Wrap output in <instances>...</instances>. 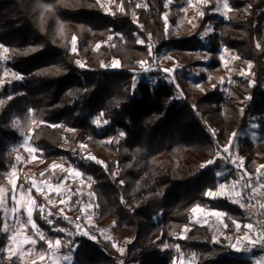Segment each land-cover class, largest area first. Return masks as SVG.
I'll use <instances>...</instances> for the list:
<instances>
[{
    "label": "trees",
    "instance_id": "1",
    "mask_svg": "<svg viewBox=\"0 0 264 264\" xmlns=\"http://www.w3.org/2000/svg\"><path fill=\"white\" fill-rule=\"evenodd\" d=\"M100 1L0 0V186L19 131L30 132L45 173L39 177L34 164L29 171L58 184L66 172L49 165L72 167L92 180L95 204L91 237L78 235L56 208L50 223L42 195L30 189L33 220L46 237L38 250L60 239L69 241L61 250L74 264H172L178 246L196 264H252L226 239L216 242L207 225L193 224L191 214L195 207L224 212L227 237L248 222L243 205L209 193L234 178L232 151L245 177L256 175L263 152L241 136L252 118L264 135V0H228L226 18L208 0L194 34L182 39L167 31L169 0H111L110 11ZM208 25L212 67L225 48L247 74L234 75L225 91L196 94L184 75L173 83L151 71L165 49H195ZM113 62L118 67L108 68ZM97 117L101 128L92 122ZM78 210L74 195L69 214ZM3 222L0 210V264H22L2 252Z\"/></svg>",
    "mask_w": 264,
    "mask_h": 264
},
{
    "label": "rangeland",
    "instance_id": "2",
    "mask_svg": "<svg viewBox=\"0 0 264 264\" xmlns=\"http://www.w3.org/2000/svg\"><path fill=\"white\" fill-rule=\"evenodd\" d=\"M207 1L169 0L165 15L169 34L175 39L193 35L202 13V7ZM214 3L213 12L218 17L226 18L231 14L232 11L227 4H224V0H214ZM100 4L105 11H110L113 3L111 0H101ZM139 5L135 0V6ZM206 32L207 34H205ZM211 34L212 27L208 25L207 29L199 35L200 43H197L193 50L179 52L172 48L165 49L160 55L156 67L151 71H159L163 75H168L169 82L173 83H176L177 76L184 75L186 86L196 94L208 90L225 91L234 75L240 76L247 74L248 71L236 70L234 67L236 56L225 48H221L217 54L219 66L213 68L211 54L208 52L209 44L205 40ZM139 42L141 43V41ZM117 67L116 62L108 66L110 69ZM5 74L13 76V73L8 70H5ZM176 98L180 100V93L176 94ZM97 123L99 124V120ZM101 126L102 124L97 127L101 128ZM19 132V141L12 146L15 150L14 163L6 175V184L0 186V210L3 213L4 221L2 232L7 236L2 252L6 258H18L22 264H74L71 252L64 253L61 250L68 248L69 241L57 239L54 243L46 244V251L37 249L38 243L45 239V235L33 220L36 205L30 194V189L42 195L46 204L40 209L46 213L49 221V217L53 215L50 208H56L61 217L68 220L72 218L70 222L76 226L78 235L91 237L87 229L93 225L95 211L94 198L90 191L92 180L72 167H65L58 161L52 162L48 170L65 171L66 177L58 184H53L47 179H40L39 177L45 173V171L40 172L42 169L41 155L30 142V132L22 130ZM241 137H249L263 151L257 161L256 175H247L246 177L243 175V178L250 196L264 214V135L259 132L256 118L250 119L247 129ZM230 156V164L241 165L240 158H237L233 151ZM28 164L37 166L40 172L39 177L29 171ZM225 174L226 172L222 171L218 176ZM209 194L212 197H224L233 204L243 205L242 190L234 178L221 184L216 191ZM74 195L78 197L79 210L78 213L70 215ZM224 215V212L221 211L195 207L192 210L191 222L207 225L216 242L222 238L226 239L233 250L239 251L244 257L251 259L252 264H264V255L261 252H256L253 256L250 255L253 250L257 249V243L251 234L248 222L244 227L237 225L234 235L227 237L224 233L226 228ZM162 248L165 249L164 246ZM173 252L172 264H196V256L184 257L180 252H177L176 248H173Z\"/></svg>",
    "mask_w": 264,
    "mask_h": 264
},
{
    "label": "built area",
    "instance_id": "3",
    "mask_svg": "<svg viewBox=\"0 0 264 264\" xmlns=\"http://www.w3.org/2000/svg\"><path fill=\"white\" fill-rule=\"evenodd\" d=\"M216 157H220L218 154ZM230 164V162H229ZM234 179L240 184L243 197L244 215L248 219L251 234L255 237L257 250L264 255V214L260 211L255 200L248 194L242 170L237 164H230Z\"/></svg>",
    "mask_w": 264,
    "mask_h": 264
},
{
    "label": "snow or ice",
    "instance_id": "4",
    "mask_svg": "<svg viewBox=\"0 0 264 264\" xmlns=\"http://www.w3.org/2000/svg\"><path fill=\"white\" fill-rule=\"evenodd\" d=\"M96 2L99 3V0H96ZM224 4H227V5L229 6V4H228V0H224ZM229 9H230V8H229ZM230 10H231V9H230ZM221 14L224 15V13H221ZM201 15H203V13H201ZM205 34H207V32H206ZM2 47H4V46H2ZM31 51H35V49H31ZM76 51H77V49H76ZM76 63H77V65L82 66V63H81V61H79V60L76 61ZM16 78L22 79L23 77H22V75H17ZM102 116H103V113L100 114V117H102ZM100 117H97L95 120L92 121V122H93L94 124H96L98 127H99L100 124H101V119L99 120V124L97 123L98 118H100ZM102 123H103V125H107V124L109 123V121H108L107 119H103ZM50 126H52V125H50ZM66 130L71 131V129H66ZM120 135H123V133H119V136H120ZM95 162H98V161H95ZM98 163H99V162H98ZM105 167H106V166H105ZM50 223H51V221H50ZM56 231H63V229H56ZM45 239H46V237H45ZM164 247H165V248H168V247H170V245L165 244ZM5 250H7V249H5ZM179 251H180V249H179V247L177 246V252H179Z\"/></svg>",
    "mask_w": 264,
    "mask_h": 264
}]
</instances>
